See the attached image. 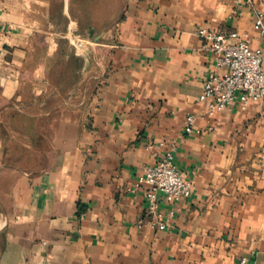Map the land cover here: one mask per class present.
Returning a JSON list of instances; mask_svg holds the SVG:
<instances>
[{
	"label": "crops",
	"instance_id": "0c3cea01",
	"mask_svg": "<svg viewBox=\"0 0 264 264\" xmlns=\"http://www.w3.org/2000/svg\"><path fill=\"white\" fill-rule=\"evenodd\" d=\"M254 20L236 0H0V264H264V98L199 99L223 69L197 29L256 48ZM169 148L192 192L158 195L161 230L138 180Z\"/></svg>",
	"mask_w": 264,
	"mask_h": 264
},
{
	"label": "built area",
	"instance_id": "2783aa9c",
	"mask_svg": "<svg viewBox=\"0 0 264 264\" xmlns=\"http://www.w3.org/2000/svg\"><path fill=\"white\" fill-rule=\"evenodd\" d=\"M250 6L254 12V27L259 32L260 46L251 47L247 34L232 31L228 34L210 30L206 27L197 29V34L208 40L207 48L212 53L216 67L222 73L213 72L207 76L203 91L199 96L207 103L206 114L213 116L233 104L237 99L245 106L250 101L264 98V14L255 7V2L264 0H236ZM193 115L186 118L184 131H194ZM164 142H149L147 147L163 148ZM155 162L138 180V185H146L145 211L152 217L151 224L158 229H165L166 222L162 219L158 195L162 194L169 204H177L188 198L192 192V184L175 166L172 150L155 151ZM245 264V260H241Z\"/></svg>",
	"mask_w": 264,
	"mask_h": 264
},
{
	"label": "rangeland",
	"instance_id": "374dc122",
	"mask_svg": "<svg viewBox=\"0 0 264 264\" xmlns=\"http://www.w3.org/2000/svg\"><path fill=\"white\" fill-rule=\"evenodd\" d=\"M93 1V0H92ZM93 42V41H92Z\"/></svg>",
	"mask_w": 264,
	"mask_h": 264
}]
</instances>
